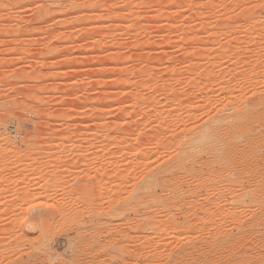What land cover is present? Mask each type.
I'll return each instance as SVG.
<instances>
[{
  "label": "rangeland",
  "instance_id": "1",
  "mask_svg": "<svg viewBox=\"0 0 264 264\" xmlns=\"http://www.w3.org/2000/svg\"><path fill=\"white\" fill-rule=\"evenodd\" d=\"M263 62L264 0H0V264H264V140L172 161Z\"/></svg>",
  "mask_w": 264,
  "mask_h": 264
},
{
  "label": "bare ground",
  "instance_id": "2",
  "mask_svg": "<svg viewBox=\"0 0 264 264\" xmlns=\"http://www.w3.org/2000/svg\"><path fill=\"white\" fill-rule=\"evenodd\" d=\"M259 64L261 63L258 62L257 65L259 66ZM257 65L253 63L251 66L246 62L244 63L243 68L244 70L253 73L258 69ZM240 70L241 69H239V72L235 74L236 77H239V75L243 72V70ZM262 102L261 104H263ZM254 110L257 112L256 109ZM255 112H247L242 106L230 108L228 110L221 109L216 113V116L209 117L207 120L200 123V125L193 124L191 130H186V132L183 134L180 143L178 142L177 144L173 145V150L175 153L172 158L173 165H175V167L193 169L197 171V169L208 165L210 163V161H208L209 158L214 157L216 154H229L233 150L237 149L238 146L233 145L236 142V144L243 142L248 147H252L262 142V139L264 140L263 130V132L259 130L257 134L251 136L245 137L243 135L244 129L249 127L251 124H262L261 128L264 129V122L261 121V118L258 117V113ZM231 140H233L232 143L229 142ZM262 144H264V142ZM258 147L260 146L258 145ZM195 151H197L201 156L199 157L201 158L200 160L189 159V157L192 156ZM253 163L255 164L254 161Z\"/></svg>",
  "mask_w": 264,
  "mask_h": 264
}]
</instances>
